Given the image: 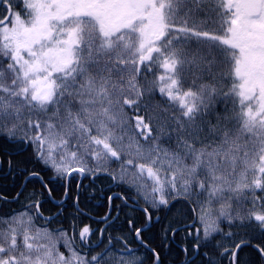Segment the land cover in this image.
Here are the masks:
<instances>
[{
	"label": "snow or ice",
	"instance_id": "6c2138e0",
	"mask_svg": "<svg viewBox=\"0 0 264 264\" xmlns=\"http://www.w3.org/2000/svg\"><path fill=\"white\" fill-rule=\"evenodd\" d=\"M0 8V136L30 144L50 179L105 173L145 205L143 225L127 221L138 247L128 236L105 243L111 224H85L78 246L75 226L72 235L49 229L54 217L33 193L24 210L0 215V264H143L140 247L160 264L144 233L159 222L155 211L179 200L195 214L188 235L203 236L194 252L223 231L222 220L255 227L264 241V0H0ZM31 177L51 196L43 177ZM245 246L222 255L239 264ZM252 246L264 260V243Z\"/></svg>",
	"mask_w": 264,
	"mask_h": 264
},
{
	"label": "trees",
	"instance_id": "16d2710c",
	"mask_svg": "<svg viewBox=\"0 0 264 264\" xmlns=\"http://www.w3.org/2000/svg\"><path fill=\"white\" fill-rule=\"evenodd\" d=\"M151 78V77H149ZM160 100L159 95L155 97ZM33 118H36L35 116ZM22 135V132L18 131L17 136ZM161 143L167 146L172 143L168 140H162ZM17 151L14 154L9 152ZM0 156L2 160V169L4 173L0 179V196L6 198L15 197L16 193L20 189L24 179L36 172L44 178V182L47 183L48 188L52 189L51 195L55 200H60L64 196L65 190V178L50 179L53 176V172L49 169H45L33 155V148L30 144L24 142L21 143L18 140H11L5 136H0ZM109 172L119 173V162H109L105 165ZM89 167H95L92 161H89ZM80 174L76 173L70 177L68 196L65 200L63 210L52 220L47 226L49 229H64L69 232H79L85 224L99 229L103 223H99V220H94L93 217H101L106 214L109 197L122 196L130 197L127 202L122 199H113L111 201V216L119 209V215L115 221H112L111 226L107 227L105 232V239L107 236H128L131 241V247L137 246V243L129 233V226L127 221H134L137 227L144 224V214L141 210L128 206V202L133 203L134 200L139 199L136 196L134 190L129 189L125 185H117L109 175L101 173L99 175L84 174L79 185V195L77 204L80 208L75 207L74 198L76 195V184L79 181ZM23 194L18 200H8L5 203L0 200V215L10 213L11 211L24 210L26 205H29L32 201H40V212L43 215L53 214L58 206L50 202L48 193L45 190L41 182L35 177H30L21 190ZM32 195V201L28 197ZM127 203V204H126ZM139 206H145L142 199L139 200ZM219 206V205H217ZM35 209L31 210L34 213ZM159 217V222H154L151 227L144 233V241L150 247L155 249L160 256V264H177L183 260V251L179 246L187 249L188 255H192L193 245L203 241L196 240L193 236H189L186 230L181 229L175 231L173 235V228L175 226L182 225L192 220V213L189 206L183 201H173L168 207H160L159 210L153 213V219ZM36 224L44 225V220H36ZM106 227V226H105ZM104 227V228H105ZM103 228V229H104ZM219 234L215 233L206 242V246L201 247L197 256L191 260L188 264H208L209 257L213 258L211 264H223L224 258L220 249ZM216 249H215V248ZM215 250V251H214ZM139 252L143 253V264H155L153 259V253L147 251L141 247ZM243 263L257 262L259 264L264 263L261 260L259 254L252 251L251 254L242 255L239 258Z\"/></svg>",
	"mask_w": 264,
	"mask_h": 264
},
{
	"label": "flooded vegetation",
	"instance_id": "af4514ba",
	"mask_svg": "<svg viewBox=\"0 0 264 264\" xmlns=\"http://www.w3.org/2000/svg\"><path fill=\"white\" fill-rule=\"evenodd\" d=\"M17 10H19V9H17ZM3 12V9L2 8H0V13H2ZM17 151H13V152H9V154H14V153H16ZM1 169H2V160H1V156H0V179L2 178V175H4V173L1 171ZM83 176L84 175H80V178H79V181L77 182V184H76V195H75V198H74V204H75V207L76 208H78V210L80 211V212H83V211H81L80 210V208L78 207V204H77V200H78V195H79V185H80V182H81V179L83 178ZM69 182H70V178L68 179V181H65V190H64V196H63V198L62 199H60V200H55L53 197H52V195L51 196H49V193H48V191H47V193H48V198H49V200H50V202H52L53 204H55L56 206H58V208L56 209V211L53 213V214H55V213H57V215L63 210V207H64V205L66 204L65 203V200L67 199V196H68V189H69ZM23 184V183H22ZM18 192H19V190H18ZM17 192V193H18ZM21 192V191H20ZM16 193V194H17ZM65 194H67V195H65ZM257 194L259 195V194H261V193H259V191L257 192ZM16 196V195H15ZM114 196V195H113ZM113 196H111V197H113ZM14 198V197H13ZM13 198H6V199H8V200H11V199H13ZM12 201V200H11ZM125 202V201H124ZM127 204V203H126ZM188 206H189V208H190V205L188 204V203H186ZM128 206H130V207H132V208H135L134 207V204H132V203H129L128 202ZM215 207H219V206H215ZM137 209V208H136ZM109 210H111L112 211V208H111V206H110V204L108 203V208H107V211H106V214L109 212ZM190 210H191V208H190ZM119 209L118 210H116L115 211V213L112 215V216H110L109 218H108V220H106L103 224H102V226L99 228V229H103L107 224H109V223H111L112 221H115V219H116V217L119 215ZM191 213H192V220H190V221H188V222H186V223H184V224H182V225H179V226H175L174 228H173V230H181V229H184V230H186V232H190V231H192V229H190V228H188L187 226L188 225H190V224H192L193 223V220H194V213L191 211ZM53 214H49V215H43V216H51V215H53ZM106 214L104 215V216H101V217H91V218H93L94 220H101L103 217H105L106 216ZM57 215H55L54 217H56ZM196 227L197 228H199L200 227V224L197 222L196 223ZM220 228L223 230L221 233H218L219 234V241H220V249H221V251H222V253L224 252V249L225 248H232V246H233V244L234 243H238L240 240H247V241H249V246H245V247H242L240 250H239V252H238V262H239V264H245V263H243L239 258L240 257H242V255H245V254H251L252 253V251H255L256 252V249H255V247H253L252 245H256V244H262V243H264V241H262V239H261V237H262V233L258 230V229H256L255 227H252V228H248V229H236V228H229L228 227V224H227V221H224V220H222L221 222H220ZM93 229H96L95 227H93ZM173 230H172V232H173ZM229 231H232V232H234V233H239V234H237V235H234L232 238H228L227 237V233L229 232ZM73 234V232H69V235H72ZM75 234H76V236H77V239H76V244L78 245V246H80V241H79V238H78V232H75ZM190 236V235H189ZM100 239V234H99V232H96L94 235H92L91 236V238H90V241H91V243H95L96 241H98ZM104 241H105V243H107V239H105V237H104ZM194 246V245H193ZM136 247H138V245L137 246H135V247H133V248H136ZM180 248H181V250L183 251V260L181 261V263H177V264H188L191 260H193L196 256H197V252H194L192 255H188V253H187V251L185 252L184 251V247H182V246H179ZM141 248V247H140ZM215 248V247H214ZM216 249V248H215ZM60 250L61 251H65V249L63 248V247H61L60 248ZM86 250V249H85ZM97 251H100V249L99 248H96V249H94V251H93V254H95V252H97ZM215 251V250H214ZM136 255L137 256H140V257H142L143 256V253L142 252H138V253H136ZM223 258H224V261H223V264H230V259H231V253L229 252L228 254H225V255H223ZM209 262H208V264H211L212 262H213V258L211 257V255H210V257H209ZM246 264H259V263H257V262H247ZM262 264H264V263H262Z\"/></svg>",
	"mask_w": 264,
	"mask_h": 264
},
{
	"label": "water",
	"instance_id": "95a60500",
	"mask_svg": "<svg viewBox=\"0 0 264 264\" xmlns=\"http://www.w3.org/2000/svg\"><path fill=\"white\" fill-rule=\"evenodd\" d=\"M27 178H28V177H27ZM68 179H69V178H66V181H68ZM25 182H26V179L24 180V182H23V184H22V186H21L19 192H20L21 189L23 188ZM134 207H135V208H138V209H140V210H141V208H142V207H138V206H134ZM55 215H57V213H55V214H53V215H51V216H44V217H54Z\"/></svg>",
	"mask_w": 264,
	"mask_h": 264
}]
</instances>
